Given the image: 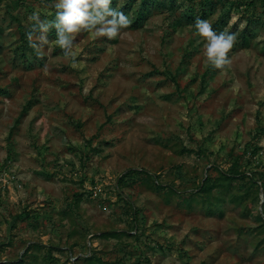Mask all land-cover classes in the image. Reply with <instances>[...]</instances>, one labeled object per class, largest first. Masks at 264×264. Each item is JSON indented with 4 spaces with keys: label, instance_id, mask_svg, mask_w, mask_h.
Masks as SVG:
<instances>
[{
    "label": "rangeland",
    "instance_id": "obj_1",
    "mask_svg": "<svg viewBox=\"0 0 264 264\" xmlns=\"http://www.w3.org/2000/svg\"><path fill=\"white\" fill-rule=\"evenodd\" d=\"M55 2L0 0V264H264V0H157L75 68L29 47ZM189 15L236 35L225 69Z\"/></svg>",
    "mask_w": 264,
    "mask_h": 264
},
{
    "label": "clouds",
    "instance_id": "obj_2",
    "mask_svg": "<svg viewBox=\"0 0 264 264\" xmlns=\"http://www.w3.org/2000/svg\"><path fill=\"white\" fill-rule=\"evenodd\" d=\"M112 3L113 0H56L54 20L41 19L38 13L29 17L34 21L27 33L29 47L34 50L37 58H43L46 46L50 45L48 34L55 29V44L66 58L72 59L71 66L75 68L73 49L79 34L88 32L97 38L114 40L122 35V30L131 26L129 16L113 8ZM194 24L197 34L206 41L205 56L209 64L220 70L229 66V54L235 46L236 35L227 30L218 33L208 20L199 17Z\"/></svg>",
    "mask_w": 264,
    "mask_h": 264
},
{
    "label": "trees",
    "instance_id": "obj_3",
    "mask_svg": "<svg viewBox=\"0 0 264 264\" xmlns=\"http://www.w3.org/2000/svg\"><path fill=\"white\" fill-rule=\"evenodd\" d=\"M157 0H140L139 6L137 8L136 15L134 18V21L132 25L130 26L129 29H139L143 27L145 22L148 20V18L152 15L153 9L155 8ZM116 1L113 0L112 7L115 8L116 6ZM115 5V6H114ZM134 5V0H128L124 5L118 8V10L123 11L126 15L129 14V12L132 10V7ZM190 20L195 22L197 19L195 15H189ZM222 21L217 23L215 26H213V29L217 31L218 33L222 31ZM248 30L245 31V35L243 36L242 40V45L243 47L247 48L249 47L250 41L252 40L251 38H254V29L247 28ZM23 51H25L24 46L21 47ZM161 188V186H158Z\"/></svg>",
    "mask_w": 264,
    "mask_h": 264
}]
</instances>
